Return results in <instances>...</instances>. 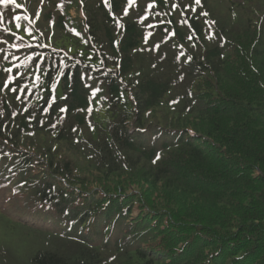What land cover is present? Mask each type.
Here are the masks:
<instances>
[{"label": "trees", "instance_id": "1", "mask_svg": "<svg viewBox=\"0 0 264 264\" xmlns=\"http://www.w3.org/2000/svg\"><path fill=\"white\" fill-rule=\"evenodd\" d=\"M0 78V264H264V0L0 2Z\"/></svg>", "mask_w": 264, "mask_h": 264}, {"label": "snow or ice", "instance_id": "2", "mask_svg": "<svg viewBox=\"0 0 264 264\" xmlns=\"http://www.w3.org/2000/svg\"><path fill=\"white\" fill-rule=\"evenodd\" d=\"M0 2H2L3 4L7 5L9 2H15V0H0ZM129 3H132V0H129ZM195 3L196 4H200L201 3V0H195ZM173 7H178V5H173ZM204 15H207V13H204ZM17 20H19V17H16ZM6 59V57H5ZM4 72H7V73H11L12 72V68H6L3 70ZM2 79L3 78H0V82H2Z\"/></svg>", "mask_w": 264, "mask_h": 264}, {"label": "rangeland", "instance_id": "3", "mask_svg": "<svg viewBox=\"0 0 264 264\" xmlns=\"http://www.w3.org/2000/svg\"><path fill=\"white\" fill-rule=\"evenodd\" d=\"M73 14H74V12H73ZM101 110H103V108Z\"/></svg>", "mask_w": 264, "mask_h": 264}]
</instances>
